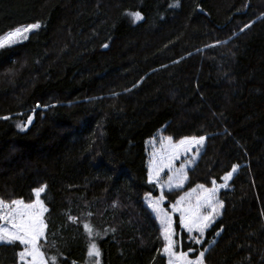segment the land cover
I'll return each mask as SVG.
<instances>
[{
    "label": "trees",
    "instance_id": "trees-1",
    "mask_svg": "<svg viewBox=\"0 0 264 264\" xmlns=\"http://www.w3.org/2000/svg\"><path fill=\"white\" fill-rule=\"evenodd\" d=\"M175 4L0 0V33L41 25L0 49V117H10L0 119V198L28 202L47 185L44 250L61 264H91L84 222L101 234L100 264H167L145 202L158 194L147 142L159 133L208 137L167 207L240 165L219 193L223 214L192 247L208 249L207 264H264V0ZM19 250L0 248V264H17Z\"/></svg>",
    "mask_w": 264,
    "mask_h": 264
},
{
    "label": "snow or ice",
    "instance_id": "snow-or-ice-1",
    "mask_svg": "<svg viewBox=\"0 0 264 264\" xmlns=\"http://www.w3.org/2000/svg\"><path fill=\"white\" fill-rule=\"evenodd\" d=\"M175 6L179 7V0H176ZM127 15L134 22L144 19L140 11L128 12ZM40 27L39 23H33L0 33V49L22 42L28 38L29 33ZM103 47L107 48L108 44L105 43ZM0 119L8 120L10 117L4 116ZM31 123L32 116H29L24 124H18L17 127L25 130L26 126ZM158 139L159 144H157V138H153L150 142L152 151L147 182L159 189V195L154 197L149 193L145 200L148 208L159 221L163 240L161 254L166 258L167 264H207L208 249L197 251L192 245H203L207 230L223 214L225 204L219 198V193L221 190L229 189L230 182L234 174L238 172L240 165L232 166L230 171L220 177L222 182L218 183L216 179H213L210 187L198 184L186 191L171 203L169 211L163 206L166 200L165 191L183 189L188 181L189 166L194 165L196 159L201 156L208 137L207 135H193L176 141L172 136H161ZM177 161H180L179 167H176ZM165 171L168 175L162 179ZM46 190L47 185L34 189L33 198L28 202L22 198L10 201L0 198V248L10 246L19 248L20 250L16 253L17 264H61L59 256L49 257L44 250L49 245L46 221L49 208L46 203ZM177 214L180 231H177V221L174 219ZM87 215L91 216L92 213ZM68 219L73 224L79 223L75 216L69 215ZM82 227L88 239L87 256L91 264H100L101 251L96 240L102 238L101 234L91 222H84ZM184 232L187 233L186 239L190 241L187 250H184L185 237L181 235ZM51 235L54 237L55 233ZM215 235L219 236L220 232H216ZM212 243L214 244L215 240ZM193 252H196L194 258Z\"/></svg>",
    "mask_w": 264,
    "mask_h": 264
},
{
    "label": "rangeland",
    "instance_id": "rangeland-1",
    "mask_svg": "<svg viewBox=\"0 0 264 264\" xmlns=\"http://www.w3.org/2000/svg\"><path fill=\"white\" fill-rule=\"evenodd\" d=\"M129 18L133 21V19H132L130 16H129ZM133 22H134V21H133ZM138 22H139V21H138ZM34 31H36V30H34ZM34 31H33V32H34ZM33 32H31V33H33ZM31 33L28 34V38H29V36H30ZM28 38H27V39H28ZM27 39L23 40L22 42H25ZM22 42H20V43H22ZM17 44H19V43H17ZM15 45H16V44H15ZM161 136H165V135H163L162 133H159V134H157V135L154 137V138H157V144H159V139H158V138L161 137ZM152 139H153V138H152ZM152 139H150V140L147 142V153H148L147 168L149 167V160L151 159V155H150V153H151V151H152V146H151V143H150V142H151ZM189 155L191 156V154H189ZM197 160H198V159H196L195 163L197 162ZM194 165H195V164H194ZM194 165H190V166H189L188 174H189V170H191V169L193 168ZM179 166H180V161H177V162H176V167H179ZM167 175H168V173H167V171H165V173H164L163 176H162V179H163V178H166ZM187 182H188V181H187ZM187 182H186V183H187ZM186 183H185V185H186ZM185 185H184V187H185ZM184 187H183V188H184ZM156 189L158 190V194H157V195H153L154 197H156V196L159 195V189H158L157 187H156ZM166 193H167V191H165V194H166ZM167 201H168V200H167V198H166V200H165L163 206H164L167 210L170 211V205H171V204L167 207V206H166ZM145 202H146V200H145ZM146 204H147V202H146ZM149 209H150V208H149ZM150 210H151V209H150ZM154 216H155V215H154ZM177 216H178V214H177ZM155 217H156V216H155ZM156 219H157V218H156ZM174 219L176 220V217H174ZM217 220H218V219H217ZM217 220H216V221H217ZM157 221H158V219H157ZM158 223H159V221H158ZM212 226H213V225H212ZM212 226H211V227H212ZM211 227H210V228H211ZM210 228H209V229H210ZM209 229H208V230H209ZM208 230H207V231H208ZM205 239H206V238H205ZM199 246H201V245H199ZM194 253H195V252L192 253V256L194 255ZM194 257H195V256H193V258H194Z\"/></svg>",
    "mask_w": 264,
    "mask_h": 264
},
{
    "label": "water",
    "instance_id": "water-1",
    "mask_svg": "<svg viewBox=\"0 0 264 264\" xmlns=\"http://www.w3.org/2000/svg\"><path fill=\"white\" fill-rule=\"evenodd\" d=\"M33 120H34V115H32V123H33ZM32 123L30 125H27L26 129L27 130L28 128H30V126L32 125Z\"/></svg>",
    "mask_w": 264,
    "mask_h": 264
}]
</instances>
